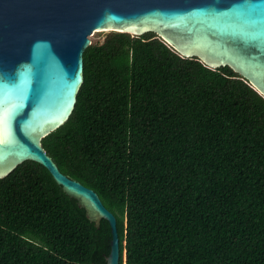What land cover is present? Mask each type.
Masks as SVG:
<instances>
[{
	"label": "trees",
	"instance_id": "trees-1",
	"mask_svg": "<svg viewBox=\"0 0 264 264\" xmlns=\"http://www.w3.org/2000/svg\"><path fill=\"white\" fill-rule=\"evenodd\" d=\"M42 145L115 214L120 264H264V96L229 65L113 31ZM111 238L42 164L0 178V264H105Z\"/></svg>",
	"mask_w": 264,
	"mask_h": 264
},
{
	"label": "water",
	"instance_id": "water-1",
	"mask_svg": "<svg viewBox=\"0 0 264 264\" xmlns=\"http://www.w3.org/2000/svg\"><path fill=\"white\" fill-rule=\"evenodd\" d=\"M155 32L184 57L229 65L264 96V0H0V178L33 160L100 226L120 262L117 218L93 188L64 173L42 139L74 110L95 30Z\"/></svg>",
	"mask_w": 264,
	"mask_h": 264
},
{
	"label": "rangeland",
	"instance_id": "rangeland-1",
	"mask_svg": "<svg viewBox=\"0 0 264 264\" xmlns=\"http://www.w3.org/2000/svg\"><path fill=\"white\" fill-rule=\"evenodd\" d=\"M113 31L111 29H105V30H95L93 34L90 36L92 43L97 44L103 42L106 37L112 33ZM134 35V34H131Z\"/></svg>",
	"mask_w": 264,
	"mask_h": 264
},
{
	"label": "flooded vegetation",
	"instance_id": "flooded-vegetation-1",
	"mask_svg": "<svg viewBox=\"0 0 264 264\" xmlns=\"http://www.w3.org/2000/svg\"><path fill=\"white\" fill-rule=\"evenodd\" d=\"M111 239H112V238H111ZM110 250H111V240H110ZM109 253H110V251H109ZM109 253L106 254V256H105V258H106V263H105V264H108L107 257H108V255H109ZM119 264H120V262H119Z\"/></svg>",
	"mask_w": 264,
	"mask_h": 264
}]
</instances>
